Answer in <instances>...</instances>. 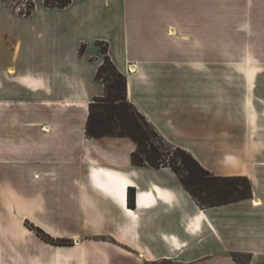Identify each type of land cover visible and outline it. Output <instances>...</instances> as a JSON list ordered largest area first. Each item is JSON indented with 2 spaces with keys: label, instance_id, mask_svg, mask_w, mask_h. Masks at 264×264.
I'll return each instance as SVG.
<instances>
[{
  "label": "crops",
  "instance_id": "obj_1",
  "mask_svg": "<svg viewBox=\"0 0 264 264\" xmlns=\"http://www.w3.org/2000/svg\"><path fill=\"white\" fill-rule=\"evenodd\" d=\"M33 1L0 0V264H264V0ZM97 40L166 141L249 198L200 207L130 138L86 136Z\"/></svg>",
  "mask_w": 264,
  "mask_h": 264
},
{
  "label": "trees",
  "instance_id": "obj_2",
  "mask_svg": "<svg viewBox=\"0 0 264 264\" xmlns=\"http://www.w3.org/2000/svg\"><path fill=\"white\" fill-rule=\"evenodd\" d=\"M71 0H42L46 7H64ZM34 1L27 0L19 7V13L29 14ZM103 52V60L97 67L95 78L104 85L102 96L94 97L88 105L85 134L88 137L104 135L130 138L135 148L130 154L133 165L169 167L182 186L200 207H209L246 199L251 196V184L246 175L215 174L201 165L186 149L173 145L158 132L133 103L127 99L126 77L110 60L107 42L97 40ZM81 44L79 51L82 52ZM128 204L133 195L128 192ZM42 240L56 245H71L72 239L54 238L42 228L24 221ZM238 254L232 257L238 259Z\"/></svg>",
  "mask_w": 264,
  "mask_h": 264
},
{
  "label": "rangeland",
  "instance_id": "obj_3",
  "mask_svg": "<svg viewBox=\"0 0 264 264\" xmlns=\"http://www.w3.org/2000/svg\"><path fill=\"white\" fill-rule=\"evenodd\" d=\"M26 1L27 0H10V2L14 5V6H16V7H20V6H22V5H24L25 3H26ZM229 17H227V18H224L223 17V21L225 20V19H228ZM28 221V220H27ZM29 223H31L30 221H28ZM33 224V223H32ZM27 226V225H26ZM28 227V226H27ZM29 228V227H28ZM30 229V228H29ZM238 259L239 260H244L241 256H238Z\"/></svg>",
  "mask_w": 264,
  "mask_h": 264
},
{
  "label": "built area",
  "instance_id": "obj_4",
  "mask_svg": "<svg viewBox=\"0 0 264 264\" xmlns=\"http://www.w3.org/2000/svg\"><path fill=\"white\" fill-rule=\"evenodd\" d=\"M129 71H133V69H131V66L129 67Z\"/></svg>",
  "mask_w": 264,
  "mask_h": 264
}]
</instances>
